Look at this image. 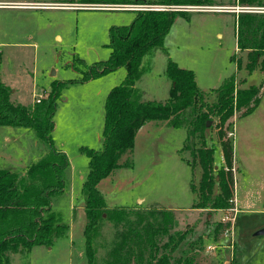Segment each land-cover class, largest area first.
Wrapping results in <instances>:
<instances>
[{
	"label": "rangeland",
	"instance_id": "obj_1",
	"mask_svg": "<svg viewBox=\"0 0 264 264\" xmlns=\"http://www.w3.org/2000/svg\"><path fill=\"white\" fill-rule=\"evenodd\" d=\"M138 1L0 0V81L10 89L13 103H23L32 110L44 108L43 101L56 83L50 138L54 149L62 150L69 163L62 192L52 197L51 203L56 224L67 226L65 233L54 238L49 247L21 248L10 257V264H88L82 185L89 159L84 150L101 149L106 98L125 82L127 70L120 67L82 80L89 77L92 67L109 58L111 28L128 26L138 13L151 12L103 7L154 5L166 9V5L147 2L154 0ZM205 4L209 6L200 7L238 6L236 0H206ZM238 15L211 11L178 15L162 47L140 57L134 84L138 102H165L172 87L166 68L172 61L193 73L206 104L216 102V91L230 77L236 89L259 88V102L252 112L235 110L223 129L213 117L206 128L205 146L214 148L215 167L223 165L218 133L222 132L232 146L233 198L229 210L193 208L197 191H192L191 184L197 190L201 175L193 152L202 144L197 134H192V108L178 117L180 127L167 122L145 123L136 133L131 156L122 155L119 160L120 165L129 162L130 166L115 169L97 184L107 209H124L130 223L144 215L149 219L146 221L160 222L168 229L167 235L156 234L159 248L168 235L186 233L172 258L188 252L194 256V264H264V235L254 236L257 228L264 230V74L245 69L247 53L236 45ZM35 140L40 148L48 147L32 130L0 126V169L24 173L31 165L29 156L36 153ZM164 212L172 215L168 221L166 217L163 220ZM225 214L235 218L229 237L224 236V230L230 224L220 222ZM120 227L126 230V225ZM115 233L109 221L102 222L93 244L97 264H106ZM232 240L234 248L229 246ZM208 246L214 249L208 251Z\"/></svg>",
	"mask_w": 264,
	"mask_h": 264
},
{
	"label": "trees",
	"instance_id": "obj_2",
	"mask_svg": "<svg viewBox=\"0 0 264 264\" xmlns=\"http://www.w3.org/2000/svg\"><path fill=\"white\" fill-rule=\"evenodd\" d=\"M238 6L264 8V0H236ZM141 2V1H138ZM166 6H209L206 0H158L147 1ZM186 11H151L138 13L128 26L113 27L110 30L109 58L90 69V75L82 81L125 67V82L115 86L108 94L104 106L102 147L99 151L85 149L89 159L88 173L82 185L86 225L84 235L88 264H97L93 246L103 221H109L116 228L115 238L106 257V264H194V256L188 252L178 259L172 258L186 237V233L168 235L160 248L155 242L156 234H168L160 222L138 215L135 223L129 222L124 209H107L97 190V184L115 169L129 167L119 160L122 155L131 156L137 131L147 122H167L180 127L179 116L189 108L195 114L192 134L196 135L201 147L193 152L194 161L201 175L196 193L195 209L227 210L231 207L233 177V150L230 142L219 132L223 165H213V147H206V124L217 118L218 127L223 129L235 110L245 108L252 112L259 102V88L251 85L236 89L233 77L228 78L216 91L213 104L205 103V94L196 86L191 71L178 67L169 61L166 76L172 87L169 98L138 102L135 97V81L138 79L140 57L153 48H161L164 37L178 15ZM236 45L240 52H246L245 69H258L264 74V13H242L236 20ZM50 95L43 101L44 108L30 109L10 100V89L0 81V126L23 127L34 131L37 138L47 144L46 154L28 166L24 173L0 169V264H10V257L20 249L52 244L54 238L65 233L67 226L56 224L51 209L52 197L62 192L64 173L69 167L66 155L52 145L50 133L53 129L52 116L58 95L54 83ZM199 105V107H197ZM205 107L207 109H205ZM217 190V191H216ZM168 212L162 213L163 220L169 219ZM126 225V230H121ZM195 245V244H194ZM161 250V254L157 255ZM167 251V252H166Z\"/></svg>",
	"mask_w": 264,
	"mask_h": 264
},
{
	"label": "built area",
	"instance_id": "obj_3",
	"mask_svg": "<svg viewBox=\"0 0 264 264\" xmlns=\"http://www.w3.org/2000/svg\"><path fill=\"white\" fill-rule=\"evenodd\" d=\"M106 10H115V11H131V12H136V11H192V12H203V11H211V12H228V13H236V14H242V13H249V14H254V13H264V8L261 7H248V6H237V7H200V6H183L181 8L178 7H172V6H166V9H162L163 7H156L152 5H148L147 7L141 6V5H109L103 7ZM150 8V9H149ZM205 9V10H204ZM41 98V97H40ZM40 98H38L35 102L40 103ZM232 203V200H231ZM229 210V209H228ZM236 211V209H235ZM235 218H229L227 214H225L220 222L223 224H230L228 227L224 230V236L229 237L230 235L233 234V223H234ZM214 249L213 246H208L207 250L212 251Z\"/></svg>",
	"mask_w": 264,
	"mask_h": 264
},
{
	"label": "crops",
	"instance_id": "obj_4",
	"mask_svg": "<svg viewBox=\"0 0 264 264\" xmlns=\"http://www.w3.org/2000/svg\"><path fill=\"white\" fill-rule=\"evenodd\" d=\"M140 1H142V0H140ZM225 7V6H224ZM135 87V86H134ZM15 90H12V93L14 92ZM44 92V91H43ZM16 93V92H15ZM12 95V94H11ZM42 97V96H41ZM35 98V97H34ZM40 98V97H39ZM41 102V101H40ZM20 104H22V105H24L25 106V104H23V103H20ZM38 104V103H37ZM26 129V128H25ZM27 133V130L26 131H24V134H26ZM34 143H35V148H34V150L36 151V153L35 154H31L30 156H29V159H28V163L30 164H33V163H35V162H37L43 155H45L46 154V148L47 147H44L43 146V148H40L39 146V142L38 141H34ZM57 151H60V152H63L62 150H57ZM264 209V208H263ZM261 228H263V227H260V228H257V229H261ZM264 235V234H263ZM263 235H258V236H263ZM254 236H256V235H254ZM231 243H232V245H230L229 244V246L231 247V248H234V242H233V240L231 241ZM222 264H229V263H227V262H223Z\"/></svg>",
	"mask_w": 264,
	"mask_h": 264
},
{
	"label": "water",
	"instance_id": "obj_5",
	"mask_svg": "<svg viewBox=\"0 0 264 264\" xmlns=\"http://www.w3.org/2000/svg\"><path fill=\"white\" fill-rule=\"evenodd\" d=\"M209 124H210V121L207 122L206 128L209 126ZM263 208H264V201H263ZM263 234H264V230L262 229V230L257 231L254 235L258 236V235H263Z\"/></svg>",
	"mask_w": 264,
	"mask_h": 264
},
{
	"label": "flooded vegetation",
	"instance_id": "obj_6",
	"mask_svg": "<svg viewBox=\"0 0 264 264\" xmlns=\"http://www.w3.org/2000/svg\"><path fill=\"white\" fill-rule=\"evenodd\" d=\"M117 5H120V4H117ZM23 7V6H22ZM35 8H38V7H35ZM41 8H44V7H41ZM113 11H115V10H113Z\"/></svg>",
	"mask_w": 264,
	"mask_h": 264
}]
</instances>
